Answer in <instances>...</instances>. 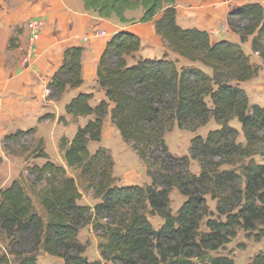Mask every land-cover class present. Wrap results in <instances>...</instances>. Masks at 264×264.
<instances>
[{
    "label": "trees",
    "instance_id": "obj_1",
    "mask_svg": "<svg viewBox=\"0 0 264 264\" xmlns=\"http://www.w3.org/2000/svg\"><path fill=\"white\" fill-rule=\"evenodd\" d=\"M81 1L99 18L116 16L122 23L129 22L126 12L141 8L140 22L155 21L157 34L189 65L168 60L167 54L130 65L128 59L141 51L140 39L120 32L109 40L97 72L107 100L93 106V95L80 93L65 108L68 116L90 118L71 142L63 137L59 145L78 180L51 161L29 168L34 175L30 192L38 198L43 215L21 181L0 189V264H38L40 251L64 264H101L88 259L87 246L79 240L88 224L103 233L100 253L113 264H236L229 257L209 258L206 252L224 247L239 228L248 232L261 228L264 235V107L252 104L241 87L259 75L242 45L251 42L252 51L264 61V6L248 3L228 14V26L240 39V44H233L213 43L207 31L182 28L175 0ZM84 52L83 46L65 50L63 64L48 85V101L59 102L68 89L83 85ZM109 116L123 141L144 162L150 185L118 186L111 151L105 147L90 151L91 143L102 141ZM49 118L54 117L41 120ZM212 119L219 128L206 137H194L190 157H175L169 151L165 136L175 125L196 132ZM59 121L65 123L66 118ZM36 131H18L6 139ZM38 157L49 159L45 152ZM190 159L199 164V174L190 170ZM2 163L0 157V167ZM78 182L101 202L93 208L81 205ZM173 189L187 198L176 215L171 209ZM208 195L226 222L208 220L210 231L202 234V222L209 215ZM149 215L164 222L159 230ZM250 264H264V252Z\"/></svg>",
    "mask_w": 264,
    "mask_h": 264
},
{
    "label": "crops",
    "instance_id": "obj_2",
    "mask_svg": "<svg viewBox=\"0 0 264 264\" xmlns=\"http://www.w3.org/2000/svg\"><path fill=\"white\" fill-rule=\"evenodd\" d=\"M231 1L229 4L226 0H175L177 22L184 29L198 28L207 31L213 43L228 41L240 44L238 35L228 26V14L248 3H259L264 6V0ZM0 9L4 12L14 9L16 10L14 15L17 14L25 20L40 18L44 25L41 36L32 49L29 46L30 31L27 29L18 37L17 48L11 52L6 46L13 34L10 23L14 15L7 14V19L2 24V27L10 31V34L6 33L7 39L0 65L2 122L8 132L36 128L40 139L54 143L57 155L60 152L59 141L65 131H73L71 135L69 133L66 135V138L72 141L78 128L88 121V118H74L66 114L65 108L70 100L80 93L92 94L93 99L90 104L93 106L107 100L105 91L98 84L97 72L101 56L113 36L120 32L137 36L142 44L141 51L136 54L138 60L163 59L166 52L169 53V60L179 58L157 34L155 23L140 22L143 17L141 8L125 13L128 23H122L116 16L111 19H101L97 13L86 11L81 0H0ZM209 25L214 29L208 30ZM100 32H106L107 35L102 36ZM73 46L85 48L82 59L83 85L76 90L68 89L59 102L48 101V85L63 64L65 50ZM242 46L246 54L249 49L251 50V42ZM130 59H128L129 64ZM181 60L182 65H187L185 59ZM242 85L244 83L241 84L243 88ZM257 105L264 107L263 104ZM49 114L55 116L53 119L55 125L59 123L57 121L60 117L66 118L67 125L61 127L58 124V132L57 129L47 130L46 126L52 119L41 121V118ZM78 120L82 124L76 126L74 121ZM106 121H111L110 116ZM60 162L59 164L68 170L64 160Z\"/></svg>",
    "mask_w": 264,
    "mask_h": 264
},
{
    "label": "rangeland",
    "instance_id": "obj_3",
    "mask_svg": "<svg viewBox=\"0 0 264 264\" xmlns=\"http://www.w3.org/2000/svg\"><path fill=\"white\" fill-rule=\"evenodd\" d=\"M226 2H229V4H231L232 1L226 0ZM14 11L16 10L11 9L4 12L0 9V65L3 57L2 52L4 50V44H6L5 41L7 39L6 33L8 32L10 34V31L7 30L6 27H2V24L5 23V20L7 19V14L9 16H13L15 13ZM161 16L162 14H160L156 20H159ZM13 17L14 18L11 19L10 23V30L13 31V34H11L10 41L7 42L8 46H6L7 50L11 52L15 51V49L17 48V42L19 41L18 37L23 34V32L27 29L29 30L28 24L32 20H25L23 17L18 16L17 14ZM153 23H155V21ZM207 28L208 30L214 29L212 25H209V27ZM11 40L13 41L11 42ZM11 45L12 47H10ZM248 53L251 54L249 55V57L252 64L259 69V75L256 78L244 83V85L242 86L249 95L252 104L264 105V61L259 57L258 54L254 53L252 49H249ZM165 54H167L169 57L168 52H166ZM134 58L130 59V65L135 64L134 61H138L136 54L134 55ZM180 58L181 57L179 56V58L177 57L175 60H179L181 62V59L183 58ZM9 62L11 63V60H9ZM188 65L189 63L184 66ZM2 100L3 96L0 95V157L3 158V163L0 167V189H6L11 186L14 181L18 180L21 181L26 187L27 191L30 192L29 186L34 180V175L30 173L29 168L33 167L34 165L42 166L47 161L59 164L60 160H63V153L59 149L60 152L59 155H57L54 150V143H47L44 141V139H40L37 135V131L35 134L32 135H26L24 137H15L11 140H7L6 138L8 136L15 135L18 131L13 130L8 132L6 130L7 127L5 126L4 122H2ZM208 102L209 105L212 106L209 100ZM50 116L55 118L54 115ZM54 118H49L52 120H50L51 123L46 126L47 130L48 128H50L54 131L55 129H57L58 124L61 127L63 125H67V122L61 123L59 120L57 121V123H59L55 125L56 122L55 120H53ZM89 119L90 118H88V120ZM45 121H48V119H45ZM85 122L87 123V121ZM74 123L76 126L82 124V122L79 120L74 121ZM232 126L241 131V126L237 121H233ZM217 128H219V126L213 119L209 122L206 127H203L196 132L180 130L175 125L174 129L171 132L167 133L165 136L166 144L169 148V151L175 157H190L191 141L193 140V138L196 136L206 137L209 131L215 130ZM28 130L29 129H27L26 131ZM56 132H58V129L56 130ZM65 132L66 133L62 135V138H66L67 133L71 135L73 131L66 130ZM66 139L68 140V142H71L69 138ZM243 140V136H241L240 141ZM100 147H105L109 149L112 153L115 162L114 176L116 178L118 186H145L150 185L152 183V179L147 175V168L144 162L138 157L131 144L123 141L119 131L111 121H105L102 141L100 143H91L89 146L90 151L92 153H94ZM42 152H45L46 154L47 152H49V155H47L50 158L48 160L39 159L38 154H41ZM255 161L261 162V158L256 157ZM190 164V170L194 174H199V164L192 159H190ZM67 172L69 176L77 179V171L68 169ZM78 183L79 188L82 192V198L79 201L81 205L90 206L93 208L96 204L101 202V199L99 200L94 197L92 191H84L80 182ZM31 196L36 207V211L39 214L43 215V210L39 204L38 198L32 194ZM170 199L171 209L174 215L178 213L179 209L187 201V198L183 196L178 191V189L172 190L170 194ZM206 199L209 206V215L202 222L200 229V232L202 234L208 233L210 231L207 226L208 220H214L216 222L223 223L226 222V217L221 216L217 211L216 201L213 200L209 195L206 197ZM148 218L155 230H159L164 224V222L159 217H153L149 215ZM260 229L261 228L257 229L256 231L248 232L242 228H239L237 230V236L234 239H230L228 244H226L224 247L220 248L217 251L208 250L206 252L207 257L216 258L224 256L233 259L236 264H250L257 255L264 252V235L260 233ZM102 234L103 233L101 231H96L95 226L93 224H88L81 229L79 240L81 243L87 246L86 256L91 262H101V264H113L112 262H106L101 256L100 244L105 242L102 238ZM194 261L196 263L198 262L197 260ZM38 264H64V262L59 258H54L44 253L43 251H40L38 253Z\"/></svg>",
    "mask_w": 264,
    "mask_h": 264
},
{
    "label": "built area",
    "instance_id": "obj_4",
    "mask_svg": "<svg viewBox=\"0 0 264 264\" xmlns=\"http://www.w3.org/2000/svg\"><path fill=\"white\" fill-rule=\"evenodd\" d=\"M43 20L40 18L31 20L28 24V28L30 30V38H29V46L32 49L34 45L37 43L41 36V32L43 30ZM102 36H106V32H101Z\"/></svg>",
    "mask_w": 264,
    "mask_h": 264
}]
</instances>
